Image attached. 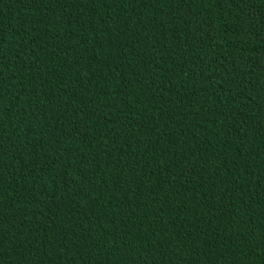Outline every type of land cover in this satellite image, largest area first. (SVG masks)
Masks as SVG:
<instances>
[{"label": "trees", "instance_id": "1", "mask_svg": "<svg viewBox=\"0 0 264 264\" xmlns=\"http://www.w3.org/2000/svg\"><path fill=\"white\" fill-rule=\"evenodd\" d=\"M0 264H264V0H0Z\"/></svg>", "mask_w": 264, "mask_h": 264}]
</instances>
